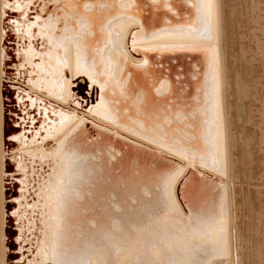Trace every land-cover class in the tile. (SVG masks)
Segmentation results:
<instances>
[{
	"label": "water",
	"instance_id": "1",
	"mask_svg": "<svg viewBox=\"0 0 264 264\" xmlns=\"http://www.w3.org/2000/svg\"><path fill=\"white\" fill-rule=\"evenodd\" d=\"M213 3L1 0L5 264L226 260Z\"/></svg>",
	"mask_w": 264,
	"mask_h": 264
},
{
	"label": "bare ground",
	"instance_id": "2",
	"mask_svg": "<svg viewBox=\"0 0 264 264\" xmlns=\"http://www.w3.org/2000/svg\"><path fill=\"white\" fill-rule=\"evenodd\" d=\"M233 1L234 0H214L213 3L214 22L216 25L215 27H217V44L219 47L218 50V57L220 63L219 81L221 87L220 95L222 100V105L220 109L221 113L219 112L220 122L217 124L218 126L216 132L219 138L221 139L220 145H223L224 142L225 169L222 175L224 176L225 194L227 198L226 201L227 226H226V234L225 237L223 238V246H224L223 248L224 250H226L225 252L226 260L224 259V261H221L222 263L217 262L216 264H245V260H246V256L244 252L241 255V251L239 250L240 247H238L239 238L237 231V226H238L237 223H238L239 213L237 212L238 205L236 203L237 193L235 192V183H236L235 156H234L235 139L233 136L235 133L232 128L233 125L234 124L237 125V123L233 122L234 118H232L233 113L231 111V108L233 106H231L232 100L230 99L231 96L230 86L232 84L233 86L239 87L238 79L240 78H241L240 80L246 81L244 82V84L241 85L243 91L245 90L241 105L242 111L243 114L248 113L247 114L249 115L248 118H250V120L244 123L242 129L244 138L246 139V146L247 148L251 147L249 149H250V154L252 153L251 154L252 156L256 155L257 157H261L264 159V0H241V3L240 0H235L234 3ZM0 8H1V0H0ZM233 8H235L236 13ZM230 10H233L234 13L231 14ZM243 11L244 14L242 13ZM243 18H245V22H243ZM0 21H1V12H0ZM242 23L245 24L243 28L240 27ZM237 26H239L240 29ZM239 30L241 31V33ZM1 78L2 75L0 69V85H1ZM5 78L7 77L5 76ZM1 94L2 93L0 87V264H5L4 245L6 243L4 237V219H3V215H4L3 178L4 177H3V162H2L3 145H2V125H1L2 124ZM235 100L236 103L234 110L236 111L235 112L236 114H234V116L235 115L237 116L239 112L238 109L240 106L238 105L237 98H235ZM246 114L244 115L245 117H247ZM239 128H240L239 126L238 127L236 126V130L237 129L239 130ZM9 130L11 131L12 128H9ZM240 137L238 135V138ZM256 160L258 159H255V161ZM9 167L12 166L9 165ZM263 172L262 174H264ZM261 191L263 192V189ZM8 207L11 208V205L9 204ZM119 217L121 219L123 218L121 215ZM124 223L126 227L127 224L138 225L141 223V221L138 218L131 216L129 221L121 222L122 225ZM187 226L191 228L190 223H188ZM125 229L127 230L128 233V229L127 228ZM91 231H92L91 233L84 235L83 237H79L76 239L74 238L73 242L69 244L71 248L69 249V251L66 252L70 255H74V254L76 255V253L79 252L80 250H88V251L91 250L95 252L98 248L104 247L106 241L103 240L102 238L100 239L99 236L100 235L104 236V234L108 231V227L103 225L100 226L97 230L93 229ZM95 234H97L98 236H96ZM205 234L207 235V232H205ZM95 240L96 241L100 240V242L96 244ZM74 244H76L75 245L76 248L73 246ZM84 245H88L89 249L85 248ZM9 256L16 257L15 253H10Z\"/></svg>",
	"mask_w": 264,
	"mask_h": 264
},
{
	"label": "rangeland",
	"instance_id": "3",
	"mask_svg": "<svg viewBox=\"0 0 264 264\" xmlns=\"http://www.w3.org/2000/svg\"><path fill=\"white\" fill-rule=\"evenodd\" d=\"M240 3H241V0H240ZM233 9L235 10V8ZM230 11H231V14L234 13L233 10H230ZM235 13H236V10H235ZM242 13L244 14V11ZM243 22H245V18H243ZM244 25L245 24L242 23L240 27L243 28ZM237 27L239 28V26ZM260 77H261V74H260ZM240 79H238L239 87L233 86L232 84L230 86V95H231L230 99L232 100L231 106H233L232 107L233 109L231 108V111L233 113L232 118H234L233 122L237 123V125L233 123L235 127L233 125L232 128L235 133L233 136L235 139L234 140L235 141L234 142V154H235L234 156H235V170H236L235 171V175H236L235 192L237 193L236 194L237 196L236 203L238 205L237 212L239 213L238 223H237L238 225L237 231H238V238H239L238 247H240L239 250L241 251V255L244 252L246 256L245 264H264V228H263L264 226V174H262V172L264 171V163H263L264 159L261 157H257L256 155L252 156L251 155L252 153L250 154V149H249L251 147L247 148L246 146V139L244 138L242 129H243L244 123L250 120V118H248L249 117V115H247L248 113L247 114L245 113L247 115V117H245L244 116L245 114H243V111H242L241 105H242L243 95L245 93V90L243 91V88L241 87V85L244 84V82L246 81H243ZM233 87L236 88V91H235V88ZM235 98H237L238 105L240 106L238 109L239 112L237 116L236 115L234 116V114H236L235 113L236 111L234 110L235 103H236ZM236 126L240 127L239 130L238 129L236 130ZM237 131L239 134L237 133ZM240 134L242 138L240 137ZM238 135L240 138H238ZM247 154L248 155L250 154V155L248 156ZM255 159H258L259 161L258 160L255 161ZM262 189H263V192L261 191ZM258 191H260L261 193ZM262 213H263V216H262Z\"/></svg>",
	"mask_w": 264,
	"mask_h": 264
}]
</instances>
